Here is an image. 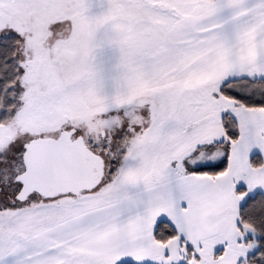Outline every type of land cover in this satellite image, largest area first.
<instances>
[{
  "label": "snow or ice",
  "instance_id": "6c2138e0",
  "mask_svg": "<svg viewBox=\"0 0 264 264\" xmlns=\"http://www.w3.org/2000/svg\"><path fill=\"white\" fill-rule=\"evenodd\" d=\"M0 264H264V0H0Z\"/></svg>",
  "mask_w": 264,
  "mask_h": 264
}]
</instances>
